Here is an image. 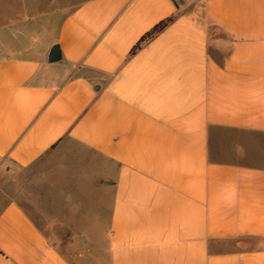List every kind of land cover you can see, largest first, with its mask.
Returning <instances> with one entry per match:
<instances>
[{
  "label": "crops",
  "instance_id": "crops-1",
  "mask_svg": "<svg viewBox=\"0 0 264 264\" xmlns=\"http://www.w3.org/2000/svg\"><path fill=\"white\" fill-rule=\"evenodd\" d=\"M0 264H264V0L0 24Z\"/></svg>",
  "mask_w": 264,
  "mask_h": 264
},
{
  "label": "rangeland",
  "instance_id": "rangeland-1",
  "mask_svg": "<svg viewBox=\"0 0 264 264\" xmlns=\"http://www.w3.org/2000/svg\"><path fill=\"white\" fill-rule=\"evenodd\" d=\"M83 0H0V12L4 9L9 12L0 14V24L15 22L24 19H30L32 23L41 25L46 34H52L62 19ZM26 206V205H25ZM27 212L35 220L33 209L25 207ZM70 258L68 244L73 241H65V245H59V241H53ZM78 243V242H77ZM83 247L82 242H79ZM77 245V244H74Z\"/></svg>",
  "mask_w": 264,
  "mask_h": 264
},
{
  "label": "water",
  "instance_id": "water-1",
  "mask_svg": "<svg viewBox=\"0 0 264 264\" xmlns=\"http://www.w3.org/2000/svg\"><path fill=\"white\" fill-rule=\"evenodd\" d=\"M61 54L59 50V46L57 44H54L48 54V61L49 62H56L60 60Z\"/></svg>",
  "mask_w": 264,
  "mask_h": 264
},
{
  "label": "trees",
  "instance_id": "trees-1",
  "mask_svg": "<svg viewBox=\"0 0 264 264\" xmlns=\"http://www.w3.org/2000/svg\"><path fill=\"white\" fill-rule=\"evenodd\" d=\"M174 17H170L168 19H166L165 21H163L162 23H160L159 27L162 28L164 27L167 23H169Z\"/></svg>",
  "mask_w": 264,
  "mask_h": 264
}]
</instances>
